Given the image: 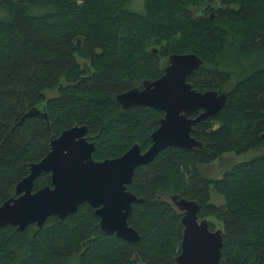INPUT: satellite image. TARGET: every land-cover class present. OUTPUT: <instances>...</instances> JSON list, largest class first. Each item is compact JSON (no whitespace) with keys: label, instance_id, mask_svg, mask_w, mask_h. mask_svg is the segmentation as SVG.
I'll use <instances>...</instances> for the list:
<instances>
[{"label":"trees","instance_id":"trees-1","mask_svg":"<svg viewBox=\"0 0 264 264\" xmlns=\"http://www.w3.org/2000/svg\"><path fill=\"white\" fill-rule=\"evenodd\" d=\"M128 1L0 0V202L45 154L49 137L74 123L86 125L93 159L133 142L145 149L162 111L122 108L115 94L158 76L171 51L195 52L201 62L186 79L225 91V105L193 125L200 146L167 145L134 167L126 188L141 197L127 218L135 241L101 231L83 202L40 226H0V264H178L182 224L172 193L217 220L218 264H264V0H143L139 10ZM35 105L44 106L47 123L23 115ZM249 149L262 151L219 177L199 170L224 152ZM44 184L48 171L32 187ZM211 191L221 203L208 200Z\"/></svg>","mask_w":264,"mask_h":264},{"label":"water","instance_id":"water-1","mask_svg":"<svg viewBox=\"0 0 264 264\" xmlns=\"http://www.w3.org/2000/svg\"><path fill=\"white\" fill-rule=\"evenodd\" d=\"M200 62L195 52L171 51L158 76L142 79L139 87L129 86L115 94L122 108L147 105L162 111L157 126L149 133L150 143L143 150L133 142L117 156L93 159V142L87 138L84 123L72 124L50 136L45 154L28 164V172L13 186V195L0 202V226H40L47 216L62 219L85 202L93 207L101 231L135 241L138 233L127 218L131 204L141 197L126 188L134 167L147 163L167 145L200 146V140L190 133L193 125L225 105V92L199 90L187 81L186 76ZM23 115H38L47 123L43 105L29 107ZM41 171L49 172V184L33 188V179ZM169 199L179 210L182 224L175 262L218 264L221 229L209 228L207 219L198 217L196 200L178 193L170 194Z\"/></svg>","mask_w":264,"mask_h":264},{"label":"rangeland","instance_id":"rangeland-1","mask_svg":"<svg viewBox=\"0 0 264 264\" xmlns=\"http://www.w3.org/2000/svg\"><path fill=\"white\" fill-rule=\"evenodd\" d=\"M142 1L143 0H130L126 3V6L128 8H133V9L139 10L142 8ZM162 60H164V59H162ZM165 60H166V57H165ZM165 62L163 63V65L165 64ZM52 92L53 91H49L48 94H50ZM260 151H262V150L249 149V150L242 152V153H234L231 151H227V152L222 153L218 158L212 160L211 162L202 163L201 165H199V170L205 176L212 177V178L219 177L220 173L224 169L228 168L234 162H236L238 160L246 159V158L250 157L251 155L256 154ZM208 200L213 202V203H216V204L222 202L221 196L218 195L217 193L213 192V191L210 192V196H209ZM206 218L213 221L214 227L219 226L217 220H215L213 217L207 216ZM136 264H138V263H136Z\"/></svg>","mask_w":264,"mask_h":264},{"label":"flooded vegetation","instance_id":"flooded-vegetation-1","mask_svg":"<svg viewBox=\"0 0 264 264\" xmlns=\"http://www.w3.org/2000/svg\"><path fill=\"white\" fill-rule=\"evenodd\" d=\"M167 56V55H166ZM166 63V62H165ZM164 66V65H163ZM162 66V67H163ZM187 77V76H186ZM143 79H149V78H143ZM142 80V79H141ZM188 81V80H187ZM140 84H141V81H140ZM140 84L139 85H135V86H137V87H139L140 86ZM193 87V86H192ZM195 88V87H194ZM197 89V88H196ZM200 90V89H199ZM220 91H223V90H220ZM223 92H225V91H223ZM225 94H226V92H225ZM226 98H227V96H226ZM75 124V123H74ZM87 133V132H86ZM88 138V137H87ZM90 140V139H89ZM92 141V140H91ZM199 217V216H198ZM201 218V217H200Z\"/></svg>","mask_w":264,"mask_h":264}]
</instances>
